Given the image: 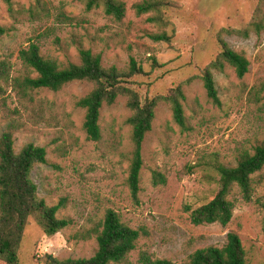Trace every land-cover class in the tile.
<instances>
[{
  "label": "rangeland",
  "instance_id": "374dc122",
  "mask_svg": "<svg viewBox=\"0 0 264 264\" xmlns=\"http://www.w3.org/2000/svg\"><path fill=\"white\" fill-rule=\"evenodd\" d=\"M122 20L106 14L101 3L87 9L81 0H0V137L11 124L14 147L33 142L46 148L47 161L36 164L32 178L39 197L61 205L59 218L70 224L46 234L36 215L30 217L18 250L19 264H46L57 258H88L98 249L96 231L109 209L140 231L137 247L121 263L141 264L152 258L187 264L197 249L223 246L231 231L240 235L248 264H264V182L251 202L237 200L231 222L196 225L192 210L210 201L217 189L218 163L236 165L242 152L264 142V0H166L165 22H152L154 12L139 15L121 0ZM168 32L171 42L152 35ZM221 40L243 52L250 62L242 78L226 65L213 69L221 105L208 97L202 71L221 52ZM31 43L41 54L66 67L81 62V50L100 54L102 64L127 71L135 58L146 75L122 81L141 96L155 98L181 86L186 124L179 125L170 103L159 101L151 131L143 142L140 191L131 192L128 177L135 149L128 119L133 110L121 94L101 108L99 141L84 129L85 109L77 102L94 88L74 81L59 91L37 89L21 97L15 79L36 73L19 59ZM154 60L158 63L154 64ZM159 171L166 183L154 184ZM264 176V169L262 170ZM0 264H8L0 259Z\"/></svg>",
  "mask_w": 264,
  "mask_h": 264
},
{
  "label": "trees",
  "instance_id": "16d2710c",
  "mask_svg": "<svg viewBox=\"0 0 264 264\" xmlns=\"http://www.w3.org/2000/svg\"><path fill=\"white\" fill-rule=\"evenodd\" d=\"M11 3V0H6ZM87 9L98 7L101 3L105 12L116 20L125 16V3L121 0H81ZM166 0H146L135 5L139 15L154 12L149 17L152 22H165L163 7ZM0 27V35L5 33ZM155 41L171 42L173 35L164 31L152 35ZM221 52L201 73L208 97L214 104L220 106L221 100L216 87L213 69L223 70L226 65L232 67L237 76L242 78L249 71L250 62L243 52L235 51L221 40ZM19 59L36 76L27 75L15 79L21 90V97L37 89L59 91L64 85L74 81H89L94 83L93 90L79 99L77 105L85 109L84 129L89 139L99 141L102 137L100 126L101 108L113 104L119 95L129 96L128 105L133 110L128 119L132 126V141L135 149L130 165L128 183L133 197L140 191L141 170L143 167L142 147L146 134L151 131L155 118V109L159 101L165 100L172 106L175 121L184 126L186 116L182 104L185 98L181 86L169 94L146 98L141 101L140 94L131 87L122 85V81L134 76L146 75L143 66L131 58L127 71L116 66L106 68L102 64L100 54L91 50H81V62L71 63L66 67L46 58L41 54L40 46L31 43L20 50ZM154 60V64L157 65ZM3 64L0 70L5 73ZM14 129L11 124L0 137V259L8 264H19L18 250L23 240L25 228L31 216L39 218V224L46 234L53 235L70 224L67 218H59L61 205H49L39 197L38 187L32 178L36 164L47 161L45 147L29 142L20 151L14 147ZM264 142L255 147L253 152L245 151L239 156L236 165L222 163L215 165L219 174L217 189L213 198L207 203L193 209L190 213L192 223L196 225L218 223L227 226L234 215L237 200L232 198V192L237 188L238 194L245 202H251L259 187L264 182ZM153 183L164 184L166 177L159 171L153 172ZM140 231L122 222L118 213L109 209L102 223V228L96 231L98 249L88 258L60 259L51 254L46 257V264H111L121 263L136 249L140 239ZM141 264H176L169 259L152 258L146 253L141 256ZM187 264H248L245 248L240 235L231 231L227 234V242L223 246L210 245L197 249L189 257Z\"/></svg>",
  "mask_w": 264,
  "mask_h": 264
}]
</instances>
